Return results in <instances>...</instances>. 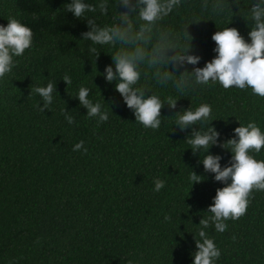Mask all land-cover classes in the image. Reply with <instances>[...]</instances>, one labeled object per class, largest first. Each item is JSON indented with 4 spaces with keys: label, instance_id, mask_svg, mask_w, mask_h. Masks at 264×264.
Masks as SVG:
<instances>
[{
    "label": "trees",
    "instance_id": "16d2710c",
    "mask_svg": "<svg viewBox=\"0 0 264 264\" xmlns=\"http://www.w3.org/2000/svg\"><path fill=\"white\" fill-rule=\"evenodd\" d=\"M84 2L95 11L77 18L66 9L71 0H0V24L6 26L13 16L34 32L32 47L0 80V264H191L199 221L210 215L215 190L224 185L204 171V150L193 154L186 141L199 126L181 131L175 115L211 104V125L223 143L235 135L238 121L255 120L264 131V98L251 89L195 85L194 78L180 84L181 74L191 73L193 65H151L149 57L161 42L179 45L168 56L182 52L190 35L189 54L199 55L195 67H203L216 55L211 37L218 29L236 27L250 42L251 7L260 0H180L156 22L151 40L141 45L148 56L138 64L141 78L134 87L164 99L158 130L135 122L115 90L117 81L103 75L115 51L134 45L119 40L94 45L82 37L90 30L88 20L97 27L123 26L125 11L138 31L143 22L135 0L131 11L119 0ZM165 71L173 78L161 83ZM65 74L71 85L62 79ZM50 80L56 86L53 103L41 112L35 105L43 108L44 102L31 89ZM81 85L109 113L108 121L98 125L87 116L77 96ZM169 97L176 99L175 109L166 103ZM81 140L86 154L73 151ZM209 153L221 156V167L231 159L230 150L217 145ZM257 158L264 159V149ZM192 170L205 177L193 186ZM155 177L166 181L159 192L153 191ZM226 223L224 232L214 225L206 229L221 250L217 264H264V191H254L246 214Z\"/></svg>",
    "mask_w": 264,
    "mask_h": 264
},
{
    "label": "clouds",
    "instance_id": "9594fccd",
    "mask_svg": "<svg viewBox=\"0 0 264 264\" xmlns=\"http://www.w3.org/2000/svg\"><path fill=\"white\" fill-rule=\"evenodd\" d=\"M119 3L130 11L135 10L132 0H119ZM179 4L180 0H135L138 18L143 22L138 31L133 32L130 12L125 11L120 17L123 26L97 27L92 20H88L90 30L82 33V37L94 45H109L116 40L134 45L115 51L112 55V65L115 69L112 65H107L103 75L108 82L117 81L115 90L121 95L126 106L133 111L135 122L140 123L145 129L158 130L161 127V111L165 101L157 94L146 96L143 90L134 87L141 78L138 64L148 56L141 45L151 40L150 33L156 22L168 16ZM66 9L77 18L84 17L86 12L95 11V8L84 0H71ZM104 9L105 6L102 4L101 10ZM251 19L254 26L248 32L250 42L236 27L225 26L215 31L211 39L215 42L213 51L216 55L203 67H195L201 59L199 55L189 54L192 49L190 35L186 37L189 43L183 47L182 52L171 56L167 54L169 49L175 50L179 45L163 42L156 44L149 57L150 63L151 65L171 63L178 69L185 64L193 65L191 73L185 70L181 74L180 84L187 83L184 78L188 77L194 78L195 85L219 84L225 90L233 87L240 90L251 89L252 95L264 98V0L251 7ZM7 20L6 26L0 24V80L12 72L18 63L15 58L23 56L25 51L32 47L34 40L31 27L13 16H9ZM90 51L99 55L95 47ZM157 76H160L159 72ZM172 78V74L165 71L161 83H166ZM62 79L67 85H71L69 75L65 74ZM55 87V83L50 80L46 86H35L31 89L44 102L43 108L39 103L35 105L39 111L44 112L45 108L50 110ZM177 90L181 93L184 91L179 84ZM89 92L88 87L81 85L77 94L80 104L88 110L87 116L96 118L98 125L108 121L109 113L103 109L100 102L89 99ZM166 103L170 108H176V99L169 97ZM62 112L69 124L75 123L74 117L68 114L66 109ZM212 113V105L202 102L195 108L189 107L175 115V126L181 131L193 125L199 126L198 129L193 128L186 141L193 154L199 152L201 156V150H204L205 155L200 161L204 171L214 173V179L224 185L215 190L213 203L207 208L210 215L199 221L200 227L196 234L199 238L194 235L196 250L191 254L193 257L191 264H217L221 250L206 229L214 225L215 231H226L227 220H237L246 214L253 192L264 191V159L257 158V154L264 149V131L255 120L246 123L237 120L239 126L234 128L235 135L221 143L218 140L220 133L211 125V121L214 120ZM83 145L84 141H79L74 145L73 151L83 149L86 154L87 149L83 148ZM213 145L230 150L231 159L226 166L221 167L220 155L209 153ZM189 179L193 186L194 183L202 182L205 177L192 170ZM153 183V191L159 192L165 187L166 181L155 177ZM164 219L169 221L171 217L166 214ZM235 238L233 236L234 240ZM128 264H131V261Z\"/></svg>",
    "mask_w": 264,
    "mask_h": 264
}]
</instances>
